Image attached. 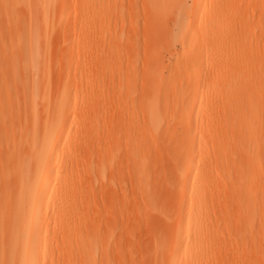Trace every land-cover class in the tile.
I'll use <instances>...</instances> for the list:
<instances>
[{"label":"rangeland","instance_id":"374dc122","mask_svg":"<svg viewBox=\"0 0 264 264\" xmlns=\"http://www.w3.org/2000/svg\"><path fill=\"white\" fill-rule=\"evenodd\" d=\"M89 1L55 0L49 11L36 12L35 17L24 13L22 6L13 0H4L0 5V171L7 162L4 161L6 154L10 156L14 152L28 126L25 115L28 102L24 98L28 81L23 83L19 73L18 78L8 71L7 54L16 37L27 39L31 29L36 34L45 69L39 76V86L46 90V96L38 104L41 113L38 119L45 118L47 108L68 95V105L61 108L67 112L65 133L69 138H80V145L76 147L78 159L72 172L80 188L78 201L82 207L73 215L75 222L68 226V243H60L59 226L51 223L50 228L42 231L49 246L47 255L53 254L55 260L61 259L59 253L74 256L84 249L97 264L104 254L109 264H167L168 253H181L187 246L182 259L203 253L200 264H264V225L260 226V221H264V157L256 162L243 160L231 143H224V155L214 157L211 155L214 147L208 144L203 146L205 155H195L189 166L188 159L196 149L190 151L183 142L185 132L179 126L180 114L189 110L191 103L190 88L185 83L188 76L196 75L187 70L206 57L200 65L206 71L203 77L206 84L197 120L200 122L204 115L208 116L209 123L222 120L229 114L228 105L240 104L242 88L248 80L253 100L261 104L260 123L264 128V0H218L220 3L178 0L186 4L185 26L192 20L195 6L200 12L193 27V38L185 45L173 17L170 18L177 11L176 4L166 11L169 16H159L158 22L149 18L148 0ZM217 4L220 10L211 25ZM182 49L189 51L176 59ZM235 76L236 79H231ZM162 80H171L178 86L184 84L175 91L163 92ZM226 83L227 95L221 98L218 93ZM150 93L153 98L155 95L153 102L164 122L160 132L145 127V107L151 101ZM75 122H80L82 129L80 123V128H76ZM123 128L132 129L133 134L136 131L142 144L138 138H132L135 143H131L129 138L134 135L131 133L128 138ZM263 134L264 129L257 135L263 140L258 139L261 155L264 154ZM144 141L148 144L147 155ZM136 142L144 146L143 158L134 157ZM129 144H135L134 150ZM141 147H137L139 151ZM65 155L66 149L58 153V165ZM143 163L146 176L140 178L136 175ZM189 170L197 187L184 191V175ZM234 179L245 180L250 192L248 198L240 189L230 196L229 180ZM195 198L199 199L197 204L201 209V217L197 219L198 212L190 203ZM51 209L50 204L48 215ZM230 214H233L231 224ZM186 223H189L187 232L183 229ZM66 258L74 261L73 257ZM42 259L40 255V262Z\"/></svg>","mask_w":264,"mask_h":264},{"label":"bare ground","instance_id":"6f19581e","mask_svg":"<svg viewBox=\"0 0 264 264\" xmlns=\"http://www.w3.org/2000/svg\"><path fill=\"white\" fill-rule=\"evenodd\" d=\"M3 1L4 0H0V5L3 3ZM13 1L15 2V4L22 6V8L24 9V13L27 12L30 16H33V17L36 16V15L34 16V14H36V12L45 13L52 8L54 3L56 4L55 0H40V1H37V0H13ZM176 1H177V3H173V0H148L146 2H147V4L149 3L150 5L148 4L147 8H149V9H147V8L146 9H147V11L150 10V12H148L149 16H150L149 18H151L153 21L154 20L156 21V19L157 20L159 19V16H164L163 18H167V17H165V15L169 16V14H167L166 11L171 10L170 8H172V4L173 5L176 4L177 7L175 9H177V11L175 10L176 13L172 12V14L174 13V15L170 14L171 15L170 18L173 17L174 23H175L177 28L175 26L174 27L177 29L178 32H180V39H181L183 45H185L188 43L189 40H192V38H193V36H192L193 30H194L193 27L196 24V18H198V16L200 15V12L198 11V6H195L192 9V16H193L192 20L190 21L189 25L185 26L184 24H185V20H186L185 19V16H186V7L185 6H186V4L184 5V3H182L185 0L184 1L180 0L182 2H178V0H176ZM217 1L218 0H214L215 3ZM217 3H220V2H217ZM17 8H18V6H17ZM168 8H169V10H168ZM219 10H220L219 5H218V7L215 6L214 11L212 13V16L214 18H212V21L210 22L211 25H213L216 22V17H217ZM162 14H164V15H162ZM145 15H146V13H145ZM154 16H156V18ZM160 19H162V17ZM148 21L149 20H147V22ZM147 22H145V23H147ZM158 22H159V20H158ZM165 22H166V20H165ZM150 23L149 24L147 23V24L150 25ZM151 25L154 26V24H151ZM151 25H150V27H151ZM173 28H171V29H173ZM147 29H149V27ZM151 30H152V28H151ZM37 42H36V34L33 31V29H31L28 33L27 39H21L19 35L16 37V39L14 41V45L10 47V50L7 54V56L10 59L9 60L10 64H9V66H7V69L9 68L8 71L10 70V72H12L18 78L21 76V79H22V80L20 79L21 82L23 81V83H24V82L28 81L27 82L28 85L25 86L27 88V91L24 88V91H25L24 92V94H25L24 98L26 97L25 100L27 99V102H28V106L25 104L28 107V108L25 107L27 109V112H25L26 113L25 115H26V120H27L28 126L25 127V125H24V127L26 129V130L24 129L25 132L22 135V131H21L22 137L20 136L21 138H19L18 145L16 146L14 152H11L10 156H8L9 154H6L5 159L7 157L8 158L6 160L4 159V161H7V162L4 166L1 167V171H0V173H1L0 174V264H58L59 260L61 261L60 263H62V264H97L96 263L97 260H94V258L92 259L90 256V253H87L84 249L80 253H77V255L74 253V256L72 255L73 253H63V254L59 253L63 257V258L60 257L62 260L61 259H55L54 260L52 258V257H54V256H52L53 254L47 255V253H46L48 251L49 246L45 242L46 241V237H45L46 235H43L42 231L44 229L47 230L48 228H50L51 223L55 227L59 226L61 228V231H62L61 232L62 237L59 240L60 243H62V244L68 243V240H69V229H68L69 227L68 226L72 222H75V220H73V215L77 214L78 209L82 207V204L80 203V201H78L79 200L78 197H80L78 189H80V188H79V185L77 184V182L74 181L73 172H72L73 165L75 164V162L78 159L76 156V149L80 145L79 144L80 138L79 139H77L76 137L69 138L66 136V133H65V118L67 116V114H66L67 112H66V110H62L61 108L68 105L67 104L68 98H69L68 95H64L63 97H61L60 102H57L56 104L51 106L52 108L51 107L47 108V109H49V111H46V116H44L45 118H42L43 120L38 119L39 118L38 115L41 114L40 110L38 109V104L42 103L45 100V96H46L45 91L46 90L43 89L42 87L40 88V86H39V83H40L39 82V79H40L39 76L42 75L41 72H43L45 69L43 68L44 67L43 61L40 60V50L38 48ZM187 51H189V49L188 50L182 49L180 52H178V54H176L175 58L177 59L179 57L184 56L187 53ZM191 58H192V61L195 62L196 58L194 56H192ZM205 59H206V57H201L197 61L199 64H191V67L190 68L188 67L189 70H187V71L189 73L196 74L194 77L188 76L186 83H185V86L187 88L189 87L190 92H191V94L189 95L190 100H191L190 109L187 110L186 112L181 113L179 116L181 119V120H179L180 121L179 126L185 132V133L182 132L183 134H185L184 135L185 138H183L184 139L183 142L189 147L190 151H193L194 149H196L195 154H193L189 157L187 164L189 166H191L195 155H198V156L205 155V151L203 150V146H207L208 144H212V146L214 147L212 149L213 151L211 152V155H213L214 157H220V156L224 155V152L226 153V150L223 149L224 143H226V144L231 143V147L234 150V152L235 153L237 152L240 156H242L243 160L244 159L245 160L250 159V160L255 161V162L260 161L262 159V157H264V154L261 155V152H262L261 147L262 146H261L260 141L262 139H261V137L258 138L257 135H258V133L261 132L262 129H264L260 123V110L262 108L260 109L261 104L259 105V103H257L256 99L253 100L252 94L250 91L252 86L250 85L251 88H248V84H249L248 80H246L244 82V88H242V90H244V91L241 92V93H243L242 94L243 97L241 99L240 104L237 103L238 106L236 104L228 105L229 114L228 115L225 114L226 115L225 117L222 116L223 114L222 115L220 114L223 117L222 118L223 121L219 120L221 122L218 121V123H216L215 121H213V123H211V121H210V123H209L208 119H207L208 116L205 117V115L202 117V120L200 122L197 120L196 117L198 116V113L200 112V109H201V104L203 103V98L201 95L202 89H203V86L206 84V83L204 84V79H203L206 71L204 69H202L200 66ZM195 65H198V66H195ZM150 70H152V69H150ZM154 70L157 71V69H154ZM17 73H19L20 76H17L18 75ZM157 73H158V71H157ZM13 74H12V76H13ZM151 79H152V77H151ZM231 79H236V76L231 77ZM170 81L166 82V81L162 80L161 83H163V84L160 83L163 86L162 87L163 89L160 88V89L164 90L163 92H166L167 90H169L170 92L175 91L179 86L182 87V84H184V83H182V84H179V86H178V84H176L172 81L170 82ZM226 82H228V81H226ZM247 82H248V84H247ZM195 85H197V86H195ZM226 85H227V83L225 85H223V87L219 91L218 94L220 97L221 96L225 97V95H227V93H226L227 92L226 91L227 86ZM155 93H157V92H155ZM149 95H151V93L148 94V96ZM164 95H166V94H164ZM151 97H152V99H151ZM143 99H144V97H143ZM149 99L151 101H148V104L145 107L146 114H144L145 116L143 115L144 116V123L146 125L145 127H149V130L152 129L155 132L156 131L160 132V128L162 127V124L164 122L162 123V121L160 120L159 113H158V110L156 108L157 104L155 105L156 102L155 101L153 102V100L155 99V95H154V98L151 95ZM91 100H92V98H91ZM88 101H89V99H88ZM90 102H92V101H90ZM90 102H88V103H90ZM146 102H144V103H146ZM12 105H13V103H12ZM15 106H16V104H15ZM10 107H11V105L8 107L9 111L12 110V109H10ZM229 107H231V108H229ZM43 111H45V110H43ZM95 111H96V108H95ZM88 113L89 114L91 113L90 115L92 116L91 111ZM23 115H24V113H23ZM23 115H22V117H23ZM44 115H45V113H44ZM90 115H88V116H90ZM220 115H219V117H220ZM193 117H195V118H193ZM94 119H95V117H94ZM129 120H130V118H129ZM142 120H141V122H143ZM262 121H264V119ZM91 122L92 121H90V123ZM177 122H178V120H177ZM78 123H80V122H77V123L75 122V123H73V125H75V127L79 129L80 128L79 125L81 123L79 125H78ZM99 123H100V121H99ZM126 123L127 122H125V124ZM129 123H132V122H129ZM24 124H25V122H24ZM82 126L83 125L81 124V129H82ZM172 126H173V124H172ZM179 126L177 128H179ZM22 127L23 126H21V130H22ZM92 127H91V129H92ZM96 127H97V125H96ZM168 127H169V125H168ZM163 128H164V125H163ZM123 130L125 131V135H128L127 137L129 138L130 134L132 133V129L130 131V129H126V128L124 129L123 128ZM136 130H138V128ZM177 130H175V132ZM124 131H122V132H124ZM133 131H135V130H133ZM139 131L142 132L141 130H139ZM143 131H145V130H143ZM81 132H82V130H81ZM85 132L87 133L89 131L87 130ZM90 133H91V131H90ZM87 134H89V133H87ZM135 134H136V131L133 134L134 136L131 135L133 137L129 138V141H132L133 139L136 140L137 138L139 139V137H137L139 135L136 136ZM148 134L150 136V133H148ZM81 135H82V133H81ZM135 136H136V138H135ZM153 136H154V134H153ZM87 137H88V135H87ZM154 138H155V136H154ZM91 139H93V137ZM138 139H137L138 142L141 141L140 139L139 140ZM143 139H144V137H143ZM178 139H181V138H178ZM258 139H261V140H258ZM78 140H79V142H78ZM142 141L139 143L142 144ZM180 142H181V140H180ZM131 143H135V142L132 141ZM150 143H151V141H150ZM144 144H147V143L145 142ZM133 145H135V144H133ZM133 145L129 144V146H131V147ZM177 145H181V144H177ZM129 146H127V147H129ZM135 146L141 147L142 145H138V143H137V145H135ZM135 146H133V147H135ZM146 146L145 147L143 146V147L145 149L144 154L147 155L146 152L148 151V149H147L148 144ZM150 146H151V144H150ZM173 146H175V145H173ZM131 147H130V149H132V150L137 149L138 154L136 153L135 150L133 151L134 154L137 155V156L134 155V157L143 158V155H142L143 150H144L143 147L139 148V149H142L140 151L138 150L137 147L134 149H133V147L132 148ZM63 149H66V155H65L64 159L58 165L56 162V159H57L58 153H60V151H62ZM146 149H147V151H146ZM156 149H158V148H156ZM132 150H131V153H132ZM139 152H141V153H139ZM131 153L129 151L127 154L130 155ZM157 153H160V152L157 151ZM145 165H146V163H145ZM143 166H144V163L140 167V171L136 175L137 177L140 176V178H143V177L145 178V176H146L145 172H144L145 167L143 168ZM146 171H147V169H146ZM191 175H193L191 170L186 171V173L184 175V179H185L184 188H183L184 191H186V190L191 191L197 187V184L195 183V181L193 180L194 178H192ZM202 177H203V175H201V178ZM242 178H243V175H242ZM238 189H240L239 191L243 190L246 193V197L247 198L249 197L250 192H248V189L245 186V180H242V182H237L236 179L229 180L230 196L234 195ZM241 193H242V191H241ZM238 194H237V196H241L240 197V199H241L243 193H242V195H240V194L238 195ZM228 196H229V194H228ZM236 197H235V199H236ZM238 198H237V200H239ZM243 199H244V197H243ZM243 199H241V201ZM198 201H199V199L195 198L194 200H191V202H190L191 208H195L196 212H198V214L195 215V219H197L198 217H201V213L199 212L201 209H200L199 204H197ZM234 201H235L234 203L238 202L236 200H234ZM239 202H240V200H239ZM50 204L52 205V209L50 210V213L48 215V206ZM240 204H244V203H240ZM234 205L236 206V204H234ZM241 207L243 208L245 206L241 205ZM181 212H182V210L180 211L179 216H181ZM46 217H49V218L45 220ZM229 218L231 219V222H230V224H231L232 220H233V214H230ZM230 219H229V221H230ZM194 223H196V221H194ZM261 225L262 226L264 225V221H260V226ZM188 227H189V223H186L184 228H183L185 232L188 231ZM200 236L201 235L198 234V237H200ZM80 242L83 243L84 240L81 239ZM196 243L198 244L199 240H197ZM187 249H188L187 246H185L182 248L181 253H170V254L168 253V263L167 264H200L203 261V257H204L203 253H193L189 257L182 259V256H183L182 254H184V252ZM40 255H43L42 262H40ZM65 255H66V257L69 256V258L73 257L74 261L71 260V262H69V260H67ZM71 255H72V257H71ZM106 256H107V254H104V256L102 255V257L100 259L101 264L108 263V260L105 259ZM100 262H99V264H100Z\"/></svg>","mask_w":264,"mask_h":264}]
</instances>
